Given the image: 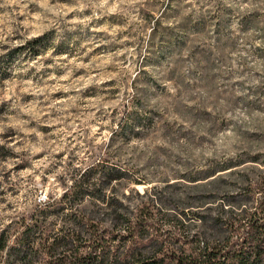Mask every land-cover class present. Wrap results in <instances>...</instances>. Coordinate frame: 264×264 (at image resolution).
<instances>
[{
	"label": "rangeland",
	"instance_id": "rangeland-1",
	"mask_svg": "<svg viewBox=\"0 0 264 264\" xmlns=\"http://www.w3.org/2000/svg\"><path fill=\"white\" fill-rule=\"evenodd\" d=\"M101 158L181 204L264 172H220L264 162V0H0V236Z\"/></svg>",
	"mask_w": 264,
	"mask_h": 264
},
{
	"label": "trees",
	"instance_id": "trees-1",
	"mask_svg": "<svg viewBox=\"0 0 264 264\" xmlns=\"http://www.w3.org/2000/svg\"><path fill=\"white\" fill-rule=\"evenodd\" d=\"M44 40L15 51L39 56ZM125 131L121 125L113 136ZM248 162L264 166L256 158L220 172L243 174L235 168ZM221 180L201 186L195 204H181L167 192L172 185L140 193L127 170L94 160L74 171L60 198L40 203L14 234H1L0 264H264V172L235 191L217 187Z\"/></svg>",
	"mask_w": 264,
	"mask_h": 264
}]
</instances>
